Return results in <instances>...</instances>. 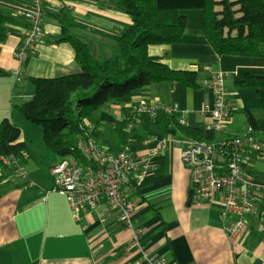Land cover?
Masks as SVG:
<instances>
[{
    "label": "crops",
    "instance_id": "0c3cea01",
    "mask_svg": "<svg viewBox=\"0 0 264 264\" xmlns=\"http://www.w3.org/2000/svg\"><path fill=\"white\" fill-rule=\"evenodd\" d=\"M107 1L72 0L73 10L67 11L62 0H49L44 5L43 37L20 68L17 53L27 27L23 15L29 0H0V9L15 23L6 26L7 40L0 44V69L4 73L0 77V123L9 118L21 127L22 141L33 153L24 163L34 185L27 189L12 175H1L0 264H139L135 253L127 251L131 233L104 201L77 218L64 194H46L52 187L50 169L62 160L42 146L41 129L17 112V107L34 95L33 78L81 72L73 48L61 41L64 36L58 16L67 19L70 35L83 42L94 59L116 54L114 39L132 21L127 14L109 7ZM182 15L187 17L182 42L151 46L148 53L174 71L197 73L203 86L192 89L171 82L153 84L125 97L123 107L142 99L174 105L185 127L205 131L215 99L209 85L222 75L233 113L225 133L216 139L251 134L264 142V109L256 90L235 85L246 75L264 76V59L218 56L204 35V13ZM106 111L121 117L122 106ZM249 116L256 122L255 130ZM100 130L101 146L111 152L124 148L114 136L112 124L106 123ZM182 139L176 129L155 128L143 141L133 143L138 155L150 156L159 141H167L143 182L132 179L126 189L136 205L133 225L143 230L147 256L164 259L167 264H264V234L257 217L245 216L244 231L230 240L227 228L237 227L239 219L225 217L217 206L194 204L191 171L182 162ZM249 167L258 185L257 203L264 208V156L252 157Z\"/></svg>",
    "mask_w": 264,
    "mask_h": 264
},
{
    "label": "trees",
    "instance_id": "16d2710c",
    "mask_svg": "<svg viewBox=\"0 0 264 264\" xmlns=\"http://www.w3.org/2000/svg\"><path fill=\"white\" fill-rule=\"evenodd\" d=\"M107 4L127 14L132 22L114 39L116 54L104 60L94 59L89 48L70 35L67 19L58 16L64 36L61 41L73 48L81 72L31 80L34 95L17 112L42 130V146L61 160L78 157V143L88 138L99 142L100 129L106 123L113 125L114 136L124 144L130 138L143 141L155 128L176 129L194 141H215V133L182 126L176 114L134 112L123 107V100L162 82L192 89L203 86L197 73L174 71L148 53L151 46L182 42L187 26L183 12L204 13V35L218 56L264 59V0H108ZM9 24L15 23L0 9V44L7 40ZM3 75L0 69V77ZM235 85L256 90L264 109V76L246 75ZM111 106H122L121 117L106 111ZM249 118L255 130L256 122ZM8 157L25 162L33 153L22 141L21 127L5 118L0 123V170L7 172L2 158Z\"/></svg>",
    "mask_w": 264,
    "mask_h": 264
},
{
    "label": "built area",
    "instance_id": "2783aa9c",
    "mask_svg": "<svg viewBox=\"0 0 264 264\" xmlns=\"http://www.w3.org/2000/svg\"><path fill=\"white\" fill-rule=\"evenodd\" d=\"M49 0H29L24 12L27 27L22 37L17 60L22 68L31 52H34L44 33V5ZM67 11L73 10L72 0H62ZM20 73H17L19 75ZM214 93V105L210 111L211 122L205 131L216 135L225 133L232 118L225 93V77L217 75L209 85ZM134 112L155 116L158 113L177 114L178 107L164 103H151L142 99L130 107ZM184 126L185 121L179 118ZM130 138L119 152H111L94 139L78 143V157L62 160L50 169L52 187L46 193L64 194L75 215L92 209L104 201L110 212L117 215L121 225L131 233L128 252L135 253L139 264H167L164 259L147 256L144 247L143 230L133 225L136 205L129 198L126 189L132 179L142 183L144 177L154 169L156 158L167 146L161 140L151 149L150 156H140L133 148ZM182 150V162L191 171L194 187V204L217 206L225 217L239 219L237 227L227 228L230 240L236 238L246 227L245 216L257 217L258 228L264 234V208L257 203V182L249 161L252 157L264 156V142L251 134L225 137L211 142H199L187 138ZM0 175L12 173L24 188H34L29 179V170L24 162L13 157L2 158ZM46 199V198H44Z\"/></svg>",
    "mask_w": 264,
    "mask_h": 264
},
{
    "label": "rangeland",
    "instance_id": "374dc122",
    "mask_svg": "<svg viewBox=\"0 0 264 264\" xmlns=\"http://www.w3.org/2000/svg\"><path fill=\"white\" fill-rule=\"evenodd\" d=\"M36 127V126H35ZM42 131V130H41ZM32 134H34V133H32Z\"/></svg>",
    "mask_w": 264,
    "mask_h": 264
}]
</instances>
